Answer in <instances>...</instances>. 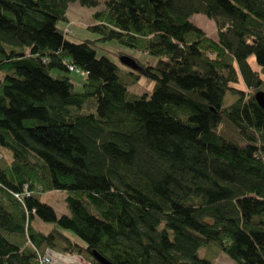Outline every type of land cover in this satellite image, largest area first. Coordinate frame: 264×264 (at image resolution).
<instances>
[{
	"label": "trees",
	"instance_id": "obj_1",
	"mask_svg": "<svg viewBox=\"0 0 264 264\" xmlns=\"http://www.w3.org/2000/svg\"><path fill=\"white\" fill-rule=\"evenodd\" d=\"M74 2L98 4L0 0V264H215L208 245L264 264V0H104L86 29L157 58L130 70L69 38ZM142 77L151 93H132Z\"/></svg>",
	"mask_w": 264,
	"mask_h": 264
},
{
	"label": "rangeland",
	"instance_id": "obj_2",
	"mask_svg": "<svg viewBox=\"0 0 264 264\" xmlns=\"http://www.w3.org/2000/svg\"><path fill=\"white\" fill-rule=\"evenodd\" d=\"M103 1L104 0H98V4L94 7L81 6L77 2L69 4L67 11L68 22L65 25L61 23L64 31L68 32L69 38L73 42H78L84 39L92 41V46L95 50L96 57L106 56L116 65L120 66L123 70H130L132 68L128 62V60H130L131 58L136 59L141 63L148 62L151 65H155L157 62V58L137 52L136 50L123 46L116 41L101 42L98 40V37L95 34L90 33L86 29L88 25L93 23V13L103 9ZM190 21L194 25L202 29L207 34V36L212 39H216L217 29L212 20L206 18L203 14H195L190 18ZM51 74L55 75V72L51 71ZM67 75L72 80V82H74V89L76 91H80L82 88L81 85L83 82V77H80L76 73H68ZM153 87L154 83L152 81L142 77L137 82V84L133 85L129 90H131V92L135 94H150ZM7 157L9 158V155ZM37 192L40 193V191ZM64 199L65 193L62 191L47 192L40 197V200L42 202L46 203L54 209L57 216L68 214ZM38 224L39 223L36 224L38 230L44 231V233L49 232V230L53 226L48 223H43V225L40 224V226L44 227L39 228ZM72 255L74 254H71L70 256ZM43 256L47 257V253H44ZM198 256L210 260L214 259L215 264H235L228 258L226 254H224L222 251H218L215 247H213V245L201 247L198 250ZM48 258L51 261L50 264H52L51 258ZM75 259L77 260V258L74 257L73 260ZM84 261L88 262L85 264H91L89 261L84 260L83 257L79 259L80 264H84Z\"/></svg>",
	"mask_w": 264,
	"mask_h": 264
},
{
	"label": "crops",
	"instance_id": "obj_3",
	"mask_svg": "<svg viewBox=\"0 0 264 264\" xmlns=\"http://www.w3.org/2000/svg\"><path fill=\"white\" fill-rule=\"evenodd\" d=\"M39 224H38V227L39 228H42L44 226H40V224L43 225L42 222H39L37 221ZM45 229V228H43ZM44 232V231H42ZM70 236V234H68ZM71 237V236H70ZM47 256L51 258L52 260V264H80L79 262V259L82 258L80 256H77V255H72L70 256L71 254H68V253H64V252H59V251H47ZM77 258V260H73V258ZM85 263H88L86 261H84V264Z\"/></svg>",
	"mask_w": 264,
	"mask_h": 264
},
{
	"label": "water",
	"instance_id": "obj_4",
	"mask_svg": "<svg viewBox=\"0 0 264 264\" xmlns=\"http://www.w3.org/2000/svg\"><path fill=\"white\" fill-rule=\"evenodd\" d=\"M254 97H255V100H256V103L258 104V106L264 110V93L263 92H257V93H255ZM92 255L99 262V264H111L94 251L92 252Z\"/></svg>",
	"mask_w": 264,
	"mask_h": 264
},
{
	"label": "built area",
	"instance_id": "obj_5",
	"mask_svg": "<svg viewBox=\"0 0 264 264\" xmlns=\"http://www.w3.org/2000/svg\"><path fill=\"white\" fill-rule=\"evenodd\" d=\"M25 191V193L26 194H28L27 193V190H24ZM16 199H19V200H21L20 199V197H16ZM36 261L38 262V264H50L51 263V261H50V259L48 258V256L47 257H45V256H43V255H40V253H38V252H36ZM42 258V259H41Z\"/></svg>",
	"mask_w": 264,
	"mask_h": 264
}]
</instances>
